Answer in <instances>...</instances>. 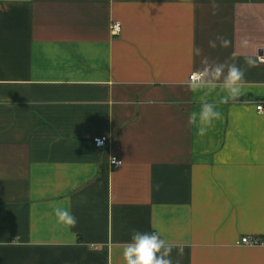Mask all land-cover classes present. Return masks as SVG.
<instances>
[{"label": "crops", "instance_id": "crops-1", "mask_svg": "<svg viewBox=\"0 0 264 264\" xmlns=\"http://www.w3.org/2000/svg\"><path fill=\"white\" fill-rule=\"evenodd\" d=\"M263 49L264 0H0V264H126L134 230L173 264H264ZM205 61L244 69L238 98L189 87Z\"/></svg>", "mask_w": 264, "mask_h": 264}, {"label": "clouds", "instance_id": "clouds-1", "mask_svg": "<svg viewBox=\"0 0 264 264\" xmlns=\"http://www.w3.org/2000/svg\"><path fill=\"white\" fill-rule=\"evenodd\" d=\"M220 41L219 46L228 48L231 41L225 38H217ZM211 48H216V41H209ZM242 46L247 47L248 41H242ZM196 55L200 54V50H195ZM236 54H232V59L235 60ZM245 63L250 66H256L257 61L252 57H245ZM205 66L196 71L190 77L189 87L193 90L206 86L210 89H215L219 86L222 90H226L229 98L236 99L241 94L242 83L245 77V71L236 63L211 64L205 61ZM221 113L216 109L213 103L204 102L201 105L199 113L193 112L189 115V124H194L199 121L200 133L203 134L208 126H211L213 120L219 119ZM112 164L118 162L113 158ZM54 215L57 221L67 226H75L77 223L76 217L72 214L70 208H65L60 205H55ZM172 246L158 232H141L133 231L131 239L125 244L123 255L126 264H173L171 259Z\"/></svg>", "mask_w": 264, "mask_h": 264}, {"label": "built area", "instance_id": "built-area-1", "mask_svg": "<svg viewBox=\"0 0 264 264\" xmlns=\"http://www.w3.org/2000/svg\"><path fill=\"white\" fill-rule=\"evenodd\" d=\"M120 30H121L120 24L115 23V24L112 25V32L117 33ZM258 57H259V59L261 61H264V49L259 51ZM194 73H192L190 75V77ZM257 109H258V111L260 113H264V102H261V103L257 104ZM92 142L97 147H105L110 142V139H109L108 136H96V137L93 138ZM113 158L118 162L117 164H112V162H111L113 167L118 168V167H120L123 164L122 159L119 158L117 155L112 156L111 160ZM241 243L244 244V245H258V244H262L261 241L258 238L252 237V236H248V235H245V236L242 237Z\"/></svg>", "mask_w": 264, "mask_h": 264}]
</instances>
